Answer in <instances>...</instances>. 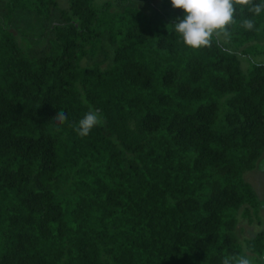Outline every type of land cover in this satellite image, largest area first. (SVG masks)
I'll return each instance as SVG.
<instances>
[{"label": "trees", "instance_id": "trees-1", "mask_svg": "<svg viewBox=\"0 0 264 264\" xmlns=\"http://www.w3.org/2000/svg\"><path fill=\"white\" fill-rule=\"evenodd\" d=\"M148 1H7L0 264H222L246 255L235 227L238 213L258 209L243 176L264 153V63L244 73L237 51L248 41L264 51V12L238 8L231 40L191 49L171 25L182 10L170 0L149 13L136 6ZM16 12L39 22L43 46L17 40ZM245 17L261 30L240 27ZM90 108L104 123L82 138L69 125ZM244 247L262 256L264 231Z\"/></svg>", "mask_w": 264, "mask_h": 264}, {"label": "clouds", "instance_id": "clouds-1", "mask_svg": "<svg viewBox=\"0 0 264 264\" xmlns=\"http://www.w3.org/2000/svg\"><path fill=\"white\" fill-rule=\"evenodd\" d=\"M173 8L181 9L182 17H176L171 23L173 30L178 34L180 41L191 49L211 47L213 37L223 36L226 41L231 40V26L236 24L237 9L247 10L253 16L264 12V0H170ZM240 27L249 31L259 32L256 22L252 18H243ZM58 125L67 122V115L58 111L54 117ZM101 113L89 109L78 121L70 124L73 131L80 137L87 136L97 125H103ZM264 171V162L260 164ZM264 264V256L259 257ZM222 264H256L253 258L246 255L224 256Z\"/></svg>", "mask_w": 264, "mask_h": 264}, {"label": "rangeland", "instance_id": "rangeland-1", "mask_svg": "<svg viewBox=\"0 0 264 264\" xmlns=\"http://www.w3.org/2000/svg\"><path fill=\"white\" fill-rule=\"evenodd\" d=\"M7 1L8 0H0V18L4 17L6 14L4 9ZM155 2L156 0H149L146 3H138L136 6L144 12L149 13ZM61 6H66L65 0H61ZM1 22L4 25H8V17H5ZM11 26L17 40L30 49H38L47 42V37L41 35L39 22L30 13L16 12ZM105 46L111 49L108 44H105ZM262 49L263 46L261 42L258 41H248L239 45L237 57L241 62L244 73L248 71L252 63H264V51H262ZM98 59L102 60V56H99ZM262 162H264V153L258 159L254 169L246 172L243 176L244 180L252 186L257 195L258 209L256 212L250 210L247 215L238 213V221L235 227V233L240 244L244 248V250L242 249L244 254L253 258L256 264H261L259 259L261 256L248 253L244 247V241L253 238L257 232L261 230L264 231V171H261L259 167ZM262 256H264V252Z\"/></svg>", "mask_w": 264, "mask_h": 264}]
</instances>
